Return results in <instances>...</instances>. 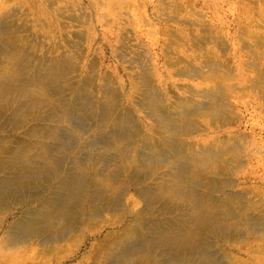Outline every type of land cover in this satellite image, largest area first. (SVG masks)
I'll use <instances>...</instances> for the list:
<instances>
[{"label":"bare ground","instance_id":"obj_1","mask_svg":"<svg viewBox=\"0 0 264 264\" xmlns=\"http://www.w3.org/2000/svg\"><path fill=\"white\" fill-rule=\"evenodd\" d=\"M73 2L0 16V261L264 264V0Z\"/></svg>","mask_w":264,"mask_h":264},{"label":"rangeland","instance_id":"obj_2","mask_svg":"<svg viewBox=\"0 0 264 264\" xmlns=\"http://www.w3.org/2000/svg\"><path fill=\"white\" fill-rule=\"evenodd\" d=\"M41 1L42 0H0V16L1 17H4L3 16V11H6V10H8V11H12L11 9H13V8H18V9H20V10H25L24 8H29V7H31L32 6V8L34 7V10L36 11L39 7H38V4H40L41 3ZM57 1V4L59 5V6H63V7H66V6H70V5H73L74 4V2H73V0H56ZM74 6V5H73ZM4 7V8H3ZM21 7V8H20ZM10 9V10H9ZM75 12H77V9L75 8ZM53 14V13H52ZM76 14H78V12L76 13ZM20 15H22L21 17H20ZM20 15H15L14 17H20V18H25V17H29V18H33L34 16H35V14L33 15V14H30V15H28V16H26V14L24 15V14H20ZM54 16H56V15H54ZM57 18H59L58 16L56 17V19ZM63 20V19H62ZM75 24V23H74ZM88 28V24H86V25H82V29L83 28ZM81 29V26H79V27H73V28H71V27H68V28H63V29H61L60 27L59 28H57L56 29V32L55 33H57V34H62V33H69V34H71V32L70 31H72V33L75 31H78V30H80ZM102 29H103V31H104V33H102V41H99L98 43H95L94 44V47H96L97 48V46H98V48H99V51H100V54H102L101 56L102 57H104V59H103V61H104V64L105 65H107V67H106V70H110L111 71V75H112V77H113V79H115V80H117V81H120V79L122 78V81H123V83H127V79H128V77H127V70H125L124 69V66L125 65H127V63H123L120 59H119V57L117 56V53H119V46H120V44H121V40L119 39L116 43L114 42V35H113V33H112V31H110L111 29L109 28V26L108 25H104L103 27H102ZM58 30V31H57ZM74 32V33H75ZM68 37L69 38H72V36L71 35H68ZM54 40L55 41H59L60 40V38L59 37H55L54 38ZM126 41H128V39H125ZM102 43V44H101ZM132 41L130 42V40H129V43L128 44H130L131 45V47L130 48H128V50H127V52H128V54L130 55V56H133L134 55V51H136V50H133V49H137V50H139V47L137 48V47H135V46H133L132 45ZM98 44V45H97ZM87 45H88V43H87ZM97 45V46H96ZM108 47V48H107ZM112 47V48H111ZM116 49H115V48ZM55 49H56V52L55 53H58V52H60V51H62V49H61V47L60 46H58V45H56V47H54ZM66 50H70V48L68 47V46H66L65 45V47H64ZM104 48V49H103ZM110 48V49H109ZM156 50V51H155ZM109 51H111V52H109ZM113 52V53H112ZM149 53V55L151 56V62H154V64H158L159 66H162L163 64H164V59H165V55H164V53H160L157 49H149V51H148ZM152 52V53H151ZM189 57H193L194 59H196L195 60V63L197 62V63H199V61H200V59H201V57L200 58H196V56H199L200 54L198 53H186ZM161 55V56H160ZM154 56V57H153ZM157 56V57H156ZM115 57V58H114ZM153 57V58H152ZM162 57V58H161ZM245 57L243 56L242 57V59H244ZM155 60V61H154ZM157 60V61H156ZM150 62V63H151ZM182 64V63H181ZM120 65V66H119ZM164 66H166V65H164ZM114 68V69H113ZM105 69V68H104ZM118 69V70H117ZM123 71V72H122ZM117 72V73H116ZM126 73V74H125ZM166 74V73H165ZM166 76V75H165ZM165 76H163V80H165ZM119 79V80H118ZM161 85V88H165V84H160ZM126 86H127V84H126ZM251 181V182H250ZM256 183H255V182ZM249 183L253 186V187H259V188H262V187H264V186H262L263 184H259V182H258V179H257V177L256 178H251V179H249ZM234 188H237V186L236 187H234ZM253 193H255V192H251V193H248L247 194V197L248 198H251V199H253V200H256L257 198H259V196H256L255 194H253ZM253 197V198H252ZM54 260H55V256L54 257H52ZM54 262V261H53ZM0 264H7V263H4V262H2V261H0ZM43 264H47V263H43Z\"/></svg>","mask_w":264,"mask_h":264},{"label":"crops","instance_id":"obj_3","mask_svg":"<svg viewBox=\"0 0 264 264\" xmlns=\"http://www.w3.org/2000/svg\"><path fill=\"white\" fill-rule=\"evenodd\" d=\"M5 11H3V13H4ZM4 15V14H3Z\"/></svg>","mask_w":264,"mask_h":264}]
</instances>
